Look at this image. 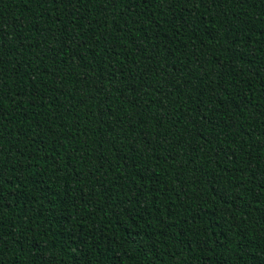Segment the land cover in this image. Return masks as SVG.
<instances>
[{"label":"trees","instance_id":"1","mask_svg":"<svg viewBox=\"0 0 264 264\" xmlns=\"http://www.w3.org/2000/svg\"><path fill=\"white\" fill-rule=\"evenodd\" d=\"M0 264H264V0H0Z\"/></svg>","mask_w":264,"mask_h":264}]
</instances>
